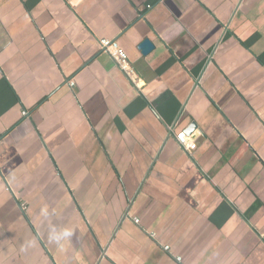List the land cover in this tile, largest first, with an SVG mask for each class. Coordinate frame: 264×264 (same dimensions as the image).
I'll return each instance as SVG.
<instances>
[{
	"label": "crops",
	"instance_id": "obj_1",
	"mask_svg": "<svg viewBox=\"0 0 264 264\" xmlns=\"http://www.w3.org/2000/svg\"><path fill=\"white\" fill-rule=\"evenodd\" d=\"M0 264H264V0H0Z\"/></svg>",
	"mask_w": 264,
	"mask_h": 264
},
{
	"label": "built area",
	"instance_id": "obj_2",
	"mask_svg": "<svg viewBox=\"0 0 264 264\" xmlns=\"http://www.w3.org/2000/svg\"><path fill=\"white\" fill-rule=\"evenodd\" d=\"M149 7H151V5H149ZM100 45L103 49H105L106 51H109L112 54L115 61L117 62V64L122 70H124L126 73L130 72L131 66H130L128 55L121 47H119L116 41L109 40V39H101ZM71 85L73 86L74 82H71ZM179 136H180L182 144L187 145L184 139V136H185L184 133H182ZM136 221H139V220H136ZM166 248H169V247L167 246Z\"/></svg>",
	"mask_w": 264,
	"mask_h": 264
},
{
	"label": "water",
	"instance_id": "obj_3",
	"mask_svg": "<svg viewBox=\"0 0 264 264\" xmlns=\"http://www.w3.org/2000/svg\"><path fill=\"white\" fill-rule=\"evenodd\" d=\"M154 47V45L151 43V41L149 39H145L141 44H140V49L142 50L143 53H148L152 48ZM197 123L196 122H192L186 129L185 132L186 134H192L196 128H197Z\"/></svg>",
	"mask_w": 264,
	"mask_h": 264
},
{
	"label": "clouds",
	"instance_id": "obj_4",
	"mask_svg": "<svg viewBox=\"0 0 264 264\" xmlns=\"http://www.w3.org/2000/svg\"><path fill=\"white\" fill-rule=\"evenodd\" d=\"M71 236V231L70 230H64L62 232H56L53 231L50 234V239L53 240L54 242H60L62 239H65L67 237Z\"/></svg>",
	"mask_w": 264,
	"mask_h": 264
}]
</instances>
